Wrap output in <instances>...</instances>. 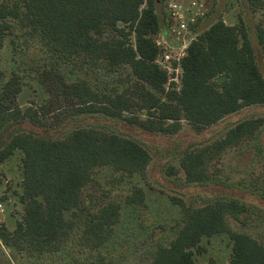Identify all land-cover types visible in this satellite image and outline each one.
<instances>
[{
  "label": "trees",
  "instance_id": "16d2710c",
  "mask_svg": "<svg viewBox=\"0 0 264 264\" xmlns=\"http://www.w3.org/2000/svg\"><path fill=\"white\" fill-rule=\"evenodd\" d=\"M11 1L15 2L11 5ZM258 0H249L256 4ZM167 0H7L0 18L12 16L14 25L0 19V39L16 26L36 36L44 51L59 61L102 63L113 68L130 66L137 78L129 92L104 94L85 78L72 82L54 66L39 70V81L48 98L23 109L0 103V124L22 118L27 126L58 119L67 110L104 112L123 116L136 127L163 134L178 132L182 119L195 127L212 125L245 107L264 103V74L261 71L247 29L242 23L223 19L207 23L188 48L183 60L180 90H166V72L155 62L160 53L156 37L168 17ZM111 31V34L107 33ZM28 37V36H27ZM264 41V30L259 34ZM227 77L219 81L218 77ZM14 74L5 84L0 99L16 97L21 90ZM156 92H161L159 95ZM145 110L146 117L133 114ZM123 112L132 115H123ZM260 118H248L230 127L223 137L197 150H187L180 165L187 182L210 181L208 165L228 148L256 135ZM16 151L22 153V179L18 200L22 218L13 230L0 225V243L31 255L62 248L68 233L81 227L79 243L93 251L106 244L121 217V204L107 201L92 211L82 210L83 193L94 171L109 166L117 172L143 174L151 154L137 140L95 127H75L66 135L49 138L32 131L12 134L0 148V162ZM264 200V190L259 194ZM7 195H2L5 201ZM144 189L135 186L125 196L128 205L143 204ZM181 209L177 233L168 244H159L147 264H203L194 257L206 236L228 233L230 259L210 264H264V241L247 232L231 229L228 220L245 214L248 207L232 198L216 197L190 206L173 197Z\"/></svg>",
  "mask_w": 264,
  "mask_h": 264
},
{
  "label": "rangeland",
  "instance_id": "374dc122",
  "mask_svg": "<svg viewBox=\"0 0 264 264\" xmlns=\"http://www.w3.org/2000/svg\"><path fill=\"white\" fill-rule=\"evenodd\" d=\"M208 22L223 19L233 25L242 23L255 45L257 62L264 74V41L259 34L264 30V0L250 4L249 0H207ZM7 0H0V10ZM15 2L11 1V5ZM7 23L14 25V17L7 16ZM1 21V20H0ZM0 39V93L4 84L14 75L19 76L20 92L16 97L0 99V103L13 104L21 109L39 105L48 98L45 87L39 81V70L45 65L54 66L65 75L67 81L87 79L92 87L104 94L129 93L137 78L130 66L122 64L113 68L102 63L87 64L78 60L59 61L46 53L26 30L16 26L4 31ZM111 34V31L107 33ZM28 36V37H27ZM159 95L161 92H156ZM145 110L135 109L133 114L146 117ZM123 115H132L123 112ZM248 118H260L262 126L252 138L228 148L208 165L210 181L187 182L180 159L187 150H197L223 137L238 122ZM126 119V118H125ZM123 116L115 117L104 112L67 110L60 117L49 116L47 123L27 126V120L18 118L0 124V148L10 136L20 131L56 138L75 127H95L115 132L140 142L151 154L150 163L143 174L117 172L109 166L97 168L93 180L83 193L82 210L92 211L107 201L121 204V217L115 225L110 240L93 251L79 243L81 227H74L61 249L41 255H31L25 250L0 243V264H147L159 244H168L175 236L181 219V209L173 197L184 200L190 206L203 205L216 197L232 198L245 203L248 210L241 217L228 220L231 229L247 232L264 241V200L259 195L264 190V103L245 107L231 113L212 125L195 127L182 119L178 132L163 134L142 130L128 123ZM22 153L16 151L0 162V195H7L4 211L0 213V225L13 230L22 218L23 204L18 200L22 179ZM135 186L144 189L143 204L128 205L124 199ZM202 249L194 257L203 264L214 259L226 263L231 254V238L228 233L206 236Z\"/></svg>",
  "mask_w": 264,
  "mask_h": 264
},
{
  "label": "built area",
  "instance_id": "2783aa9c",
  "mask_svg": "<svg viewBox=\"0 0 264 264\" xmlns=\"http://www.w3.org/2000/svg\"><path fill=\"white\" fill-rule=\"evenodd\" d=\"M168 17L164 29L156 37L160 53L155 59L167 74L166 90H180L183 76V60L191 42L198 38L208 23L207 0H167ZM0 195V213L4 201Z\"/></svg>",
  "mask_w": 264,
  "mask_h": 264
},
{
  "label": "water",
  "instance_id": "95a60500",
  "mask_svg": "<svg viewBox=\"0 0 264 264\" xmlns=\"http://www.w3.org/2000/svg\"><path fill=\"white\" fill-rule=\"evenodd\" d=\"M227 76L225 74L218 77L219 81H223Z\"/></svg>",
  "mask_w": 264,
  "mask_h": 264
}]
</instances>
